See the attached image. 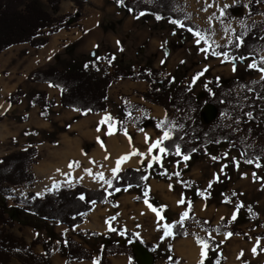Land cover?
<instances>
[{"label": "rangeland", "instance_id": "rangeland-1", "mask_svg": "<svg viewBox=\"0 0 264 264\" xmlns=\"http://www.w3.org/2000/svg\"><path fill=\"white\" fill-rule=\"evenodd\" d=\"M41 1L46 9L51 10L47 0ZM144 1L153 2V0ZM253 1L257 2L260 9L257 14H250L247 10V6ZM235 3L238 5H234ZM175 10L183 16L182 21L193 22L204 31L198 34L184 26L182 21L161 20L149 13L144 14L142 19L146 22L150 20L148 23L149 34H156L160 31L161 39L166 41L161 45L160 51L163 57L162 64L158 69L163 70L162 76H171L172 88L182 82L190 83L192 93L198 98L206 97L207 94L214 96L218 86L229 85L222 94L221 102L224 109L221 113L218 109L215 119H218L224 127L234 131L238 136L237 139L234 142L213 145L206 154L187 156L189 157L187 160L184 159L186 156L180 153H167L160 147V144L166 139L165 134L167 133V137H169L172 130L177 127L176 112L168 119L167 123H163L164 113L157 114L160 108V111L164 109L161 105L148 101L149 104L146 107H141L145 103H142L143 98L137 93L140 92L142 86L139 89L133 88L130 83L132 78L124 81L116 80L108 89V110L103 113L98 123H93L90 126L97 134L83 137L82 156L70 158L67 169L64 171L57 168L39 172L37 165L49 159L55 162L58 158L57 152L64 148V133L79 134L71 131L69 126L78 122V119L91 116L92 113L80 112V116L60 122L57 120L65 112H69L67 108L52 111L49 101L41 102L39 106L42 111L48 112V117H50L48 121H52L50 122L52 127L48 130L33 131L27 138L28 141H39L40 148H43L42 154L38 155L40 160L32 166V172H35L38 178L32 189L38 196H43L47 191L62 186L73 187L81 184L80 182L91 186L90 188H105L119 171L115 173L113 167L105 163L103 154L102 156L98 155L99 157L95 155L94 158H91V154L101 144L107 143L112 134H116L128 139V150L119 149L118 155L116 157L114 155V158L120 159L123 156L130 161L134 156L145 157L139 166L130 165L125 169L129 167L137 169L161 167L165 170L160 178L149 176L146 183L148 188H152V182L156 178L159 179L158 182L165 181L170 185V190L161 188L155 189V192L152 193L161 203H166L165 205L168 207L167 203H169L172 206V210L169 208V217L186 223L189 219L188 214L187 217L182 218L183 214L192 210L196 200L200 199L196 197L197 194L203 190L206 196L201 197L202 199L209 198L211 202L224 203L234 212L236 211L237 215L238 205L257 210L259 216L255 219L247 220L244 216L239 219L236 215L235 220L233 218L228 220L231 225L239 226L247 235L264 231V131H256L257 126L263 123L264 105L256 107L250 98L252 93H259L264 89V84L261 82L264 78V71H262L264 69V41L254 48L256 55L244 59H235L228 54L222 55L217 52L219 47L230 46L236 40L241 42L242 37L255 27H261L264 31V0H175ZM77 17L79 20V16ZM75 22L74 19L71 24ZM141 22L144 23L142 20ZM142 49L146 51L143 43L142 45L141 43L136 44V50L139 52L136 57L131 56L125 59L123 55V58L120 57L112 63L117 62L115 65L119 66L120 61L126 66L133 65V67L140 68L143 61ZM166 50L169 52L168 55ZM97 59H103L101 60L103 63L100 65V73H102L108 66L109 56L106 55L104 58L98 56ZM147 63L152 64V59H149ZM145 66L152 67L149 64H145ZM210 103L212 102H208L206 106ZM205 110L207 111V107ZM205 110L202 116L204 121H206ZM244 113L248 121H243L240 117ZM9 117L12 118V116ZM13 118L17 119L16 116ZM140 125H142L141 128ZM118 126H124L123 132H118ZM157 141L159 144L153 148L152 145ZM240 147L257 149L260 159L247 162ZM150 148L151 151H149ZM99 174H103V179ZM127 190L136 191L138 194L142 192L139 187H130L124 191ZM8 195V205L15 207L13 199L10 194ZM17 199H22V197L17 195ZM181 200L184 202L179 203ZM16 207L18 208V206ZM244 215H246L245 211ZM17 217L19 220L15 221V226L9 229L23 237L28 244L35 236L38 235L44 240L50 231L52 232L55 264H58L57 258L64 253L60 246L69 238L91 249L96 258L100 257L103 243L106 240L119 242L121 239L125 240V234H117L119 232L117 229L111 235L107 234L110 236L107 239L86 234L79 236L78 233L59 222L43 221L33 215H26L23 211L19 212ZM202 220L207 223L211 222V219L196 217L192 221L193 224L191 223L193 228H189L187 235L201 234L200 231L204 229ZM243 236L242 234L230 235L218 247L217 251L224 257L223 264H246V261L264 264V243L259 245L253 254L240 256L239 253H236L237 249L245 247L243 244L251 243ZM33 251L39 255L44 252V249L41 244H38L33 248ZM170 253L173 254L171 246L164 249L159 247L155 253L157 256L154 254L156 264H169ZM213 254L215 253H210V257L198 264H215L212 259ZM167 258H169L168 262H166ZM51 260L54 264L53 256ZM178 262L182 264L180 260ZM9 264H21V262L13 256Z\"/></svg>", "mask_w": 264, "mask_h": 264}, {"label": "trees", "instance_id": "trees-1", "mask_svg": "<svg viewBox=\"0 0 264 264\" xmlns=\"http://www.w3.org/2000/svg\"><path fill=\"white\" fill-rule=\"evenodd\" d=\"M51 10L44 7L41 0H0V53L9 46L28 42L36 47H42L47 43L46 34L56 32L62 27L69 28L78 21L75 14L61 15L60 4L62 0H47ZM79 4L80 0H73ZM117 5L128 9L135 15L149 13L154 17L165 20L172 19L182 21L183 16L175 10V0H153L148 3L144 0H113ZM234 5H238L235 3ZM248 13L257 14L260 12L257 2L253 1L247 6ZM76 22L69 23L71 18ZM183 25L192 31L201 34L203 29L190 21H182ZM264 41V31L261 27H255L242 37V41H234L230 46L219 47V54H228L235 59H244L254 53L261 42ZM264 65V64H263ZM90 67L73 70L60 69L57 66L38 70L34 73L32 79L42 82H50L56 87L62 89L61 103L64 107L78 109L84 112L98 113L105 111L108 107V89L112 83L120 77H128L136 80H145L149 84V89L142 92L141 95L147 101L161 105L165 109L162 119L167 123L168 119L176 112L178 119L177 127L172 130L169 137L164 139L160 147L167 153H180L184 156L204 155L213 145H221L227 142H234L237 135L234 131L221 125L218 119L210 123H204L201 117V111L208 102L214 103L219 112L224 109L221 102L222 94L228 89L229 85H220L217 87L214 96L207 94L206 97L198 98L191 91L190 83H179L171 87V76H162L163 70L142 66L138 69H124L116 67L111 74L107 69L104 73L98 75L99 65L96 62H90ZM264 67V66H263ZM264 84V78L261 80ZM24 95L23 90L18 89L9 98L10 105L19 102L20 97ZM247 95V94H246ZM46 98L44 92L39 93L32 104H38ZM251 100L256 107L264 104V89L259 93H252ZM55 101L49 102L52 106ZM8 114H0L2 121ZM42 116L48 117L46 110L42 111ZM243 121H248L244 114L240 116ZM22 118H26L23 116ZM262 124L257 126L256 131H264V118ZM142 125H140V128ZM124 126H118V132H123ZM244 159L249 162L260 159L257 149L240 147ZM38 149L33 144L20 152L11 153L0 157V264H9L13 256L21 264H52L51 257L54 252V240L52 232L42 240L40 236H35L30 244L23 237L16 235L9 228L15 226L18 221L19 212H25L26 215H33L40 220L48 222H59L72 229L81 224L85 216L92 211L96 203L111 202L115 203V195L130 187H139L140 192L136 200L148 199L154 203L160 212L168 217L169 207L149 191L147 178L149 176L160 178L165 170L161 167L156 169L129 167L119 171L111 181L108 189L90 188L82 184L74 187H60L47 192L40 197L34 191L29 192V198L17 199L15 207L8 205V194L13 186L33 187L35 175L32 172V166L38 162ZM206 196L203 190L197 194V198ZM18 206V208L16 207ZM238 218L243 216L249 219H255L259 216L257 210L252 207L243 208L238 205ZM20 209V210H19ZM22 210V211H21ZM244 211L246 215H244ZM186 223L175 221L173 223V232L177 236H185L192 227L191 223L196 218L194 212L190 210ZM244 218V219H245ZM204 229L208 231L217 230L218 232L230 231L233 234H243L246 239L250 236L237 225H230L229 220L222 218L217 226L202 220ZM27 224V223H26ZM118 231L123 228L118 227ZM81 235V232H78ZM86 235L94 237L110 236L100 235L95 231H87ZM253 236L264 237V231L255 232ZM125 244L119 241H108L103 243V248L99 257V264H109V256L119 253H129L133 257V264H138L132 249V244L141 241L133 232L126 231ZM209 252L215 253L212 259L215 264H223L224 257L217 251L221 241L209 239ZM41 244L44 252L37 255L33 248ZM149 250L154 252L151 243H144ZM62 252L67 256V264H74L77 260H93L94 254L91 249L83 244L69 238L60 246ZM178 257L171 256L170 264H180ZM156 264V262H155ZM246 264H255L247 261Z\"/></svg>", "mask_w": 264, "mask_h": 264}, {"label": "crops", "instance_id": "crops-1", "mask_svg": "<svg viewBox=\"0 0 264 264\" xmlns=\"http://www.w3.org/2000/svg\"><path fill=\"white\" fill-rule=\"evenodd\" d=\"M80 1L79 4L73 0L61 1L59 14H75L79 16V20L75 25L69 28L62 27L54 33L46 34L44 37H47V43L42 47H36L25 42L11 45L0 53V114L5 112L8 114L0 121V157L19 152L27 148L30 144L37 147L38 155L42 154L43 148H40L39 144L41 143H39V141L27 140L31 132L48 130L52 127V123H50L52 121H48L50 117L46 119V117L42 116V110L39 106L41 102L34 105L32 104V100L39 93L44 92L46 94V98L43 101H55V104L50 107V110L56 111L60 108H67L69 111L65 112L63 116L61 115V118L57 121L66 122V120L69 121L76 116H80V112H84L62 105L61 88L54 86L50 82L32 80V76L36 71L54 66L65 70L80 68L92 70L90 62H96L99 65L97 74L101 75L104 73V71L100 73V65L103 63L101 60L103 59L100 60L97 58L98 56L104 58L106 55L109 56V63L107 62L108 66L106 69L111 74L116 67L124 69L139 68L133 67V65H129L131 67L126 66L122 62L120 63V61L118 63L120 64L119 66L115 65L117 62L112 63L116 59H120L123 55L125 59L131 56L136 57L138 55L137 53H139L137 52L138 50H136V44L139 43H141V45L143 43L146 47V51L142 49L143 52L141 57L143 61L141 66L149 64L152 68H160L163 57L160 51L161 45L166 41L161 39L160 31L156 34H149L148 30L150 29L148 28V23L150 20L146 22L142 19L143 15L147 13L135 15L130 10L117 5L113 0ZM141 20L144 21V23H142ZM167 50L166 54L168 55L169 52ZM149 59H152V64L147 63ZM125 79L131 78L120 77L118 80L124 81ZM131 80L132 82L130 83L133 88L139 89L142 86V88H140L141 93L149 89L147 81ZM18 89L23 90L24 95L20 97L19 102L10 105L9 98ZM140 92L136 93L143 98ZM144 100L143 98L142 103H145V105H141L142 108L149 104L148 101L146 103V100ZM107 110L108 109L98 113H92L91 116L81 120L78 119V122L69 126L71 131L79 134L71 135L68 132L64 133V148L57 152L58 158L60 157L59 161H62V165L59 166L58 170H66L70 158L82 156L81 148L83 137H90L97 134L90 126H92L93 123H98V120L100 121L103 113ZM160 110L157 111V114L165 113V109H162V111ZM9 116H12V118ZM15 116L17 119L13 118ZM23 116H26V118H21ZM113 142L122 145L120 148L121 150L122 148L124 151L128 150V139L112 134L107 141L108 144L104 143L97 147L91 154V158H94L95 155L98 156L103 154L105 163H108L113 169H117V164L115 165V163L118 162V160H129L127 158L122 160L123 156L118 160L114 158L113 154L115 153L110 149L111 144H114ZM58 158L55 162L58 161ZM131 160H133V164L131 165H136L134 167H137L145 160V157L134 156ZM43 163L44 162L37 165V170L39 172L47 171V169L43 167ZM123 169L120 168V170ZM120 170L117 169L115 173ZM33 173L35 175V180H38L35 172ZM158 180L159 179L154 178L152 188L149 187L151 193L155 192V189L161 188L170 190L171 187L168 183L165 181L158 182ZM111 181L105 189L111 185ZM80 183L87 187H91L82 182ZM137 195L138 192L127 190L117 193L114 196L115 203H96L92 211L85 216L83 222L72 228V230L76 233L81 232V235L86 234L87 231H95L100 235H111L112 232H114L112 229L116 231L118 227H121L123 231H117V234H125L126 231L133 232L142 242L151 243L153 245L154 254L159 247L164 249L171 246L173 255L177 256L179 258L178 261L180 260L182 264H198L200 261L210 257L208 249L210 244L208 241L209 239L219 240L223 243V241L228 238L229 233L232 235H240L233 234L230 231L218 232L217 230L208 231L202 229V231H200L201 234H198L199 236L193 234L177 236L173 232V223L180 220L164 216L158 207L148 199L136 200ZM210 200L209 198L202 199L201 197L196 200L191 208L195 217L211 219L210 223L215 226L218 225L222 218L232 219L233 216L236 218L237 212H234L232 208H229L224 203L218 204ZM167 204L172 210V206L169 203ZM149 205H151V207H149ZM153 208L157 209L159 216L157 212L152 210ZM160 216H162L163 219H160ZM165 226H170V228ZM165 232H170V235H165ZM78 235L80 236L79 233ZM249 236V239H246L245 236L243 237L246 240H250L251 243L247 245L243 244L245 246L244 248L236 250V253H239L240 256L255 253L258 246L264 243L263 237L253 236V233H250ZM126 241V238L125 240H120L123 244H125ZM253 249H255V251H253ZM54 255L55 251L52 255L53 263L55 264ZM171 256L172 254L170 253V257ZM57 259L58 264H67L66 254L62 253ZM168 260L169 258H167L166 262H168ZM74 264H99V258H96L94 255L93 260H77L74 261ZM110 264H133V257L129 253H116L110 256Z\"/></svg>", "mask_w": 264, "mask_h": 264}, {"label": "water", "instance_id": "water-1", "mask_svg": "<svg viewBox=\"0 0 264 264\" xmlns=\"http://www.w3.org/2000/svg\"><path fill=\"white\" fill-rule=\"evenodd\" d=\"M206 105L207 104H205L204 107L202 108L201 117L203 116V111L207 107V111L205 110L206 111V115H205L206 121H204L203 118H202V121L204 123H210L215 119L218 113V108L213 103H210L208 106ZM132 249L137 259L138 264H154L155 263L154 253L151 250H149V248L142 241L133 243Z\"/></svg>", "mask_w": 264, "mask_h": 264}, {"label": "bare ground", "instance_id": "bare-ground-1", "mask_svg": "<svg viewBox=\"0 0 264 264\" xmlns=\"http://www.w3.org/2000/svg\"><path fill=\"white\" fill-rule=\"evenodd\" d=\"M86 123V122H85ZM112 140V139H111ZM115 141V140H114ZM111 142V141H110ZM116 142H118V141H116ZM121 142V141H120ZM114 143V142H113ZM108 144V143H107ZM106 145V144H105ZM104 146V145H103ZM121 146L122 145H120L119 143H114V144H111V147H110V149H112L113 150V152L115 153V154H113V155H115V157H116V155H118V153H119V149L121 148ZM104 148V147H103ZM121 150V149H120ZM104 152V151H103ZM106 153H107V150H106ZM105 154V153H104ZM110 154V153H109ZM102 156V155H101ZM119 156H121V155H119ZM105 157V156H104ZM122 157V156H121ZM109 158H111V157H109ZM108 159V158H107ZM112 159V158H111ZM128 159V158H127ZM118 160V159H117ZM107 161V160H106ZM109 162V161H108ZM114 162V161H113ZM116 162V161H115ZM118 162H120L119 163V170H120V168H125L126 166H128V165H131V164H133V160H130V161H119L118 160ZM118 162H116L115 163V165L118 163ZM139 162V161H138ZM62 161H57V162H53L52 160H47V161H45L44 163H43V167L45 168V169H47V171L48 170H51V169H57V168H59V166H61L62 164ZM111 165V164H110ZM115 168V167H114Z\"/></svg>", "mask_w": 264, "mask_h": 264}, {"label": "built area", "instance_id": "built-area-1", "mask_svg": "<svg viewBox=\"0 0 264 264\" xmlns=\"http://www.w3.org/2000/svg\"><path fill=\"white\" fill-rule=\"evenodd\" d=\"M31 191L30 188L25 187L24 185L22 186H13L11 187L9 193H10V197L13 199L14 204H16V200H17V195L21 196L22 198L24 197V199L29 198V192Z\"/></svg>", "mask_w": 264, "mask_h": 264}, {"label": "snow or ice", "instance_id": "snow-or-ice-1", "mask_svg": "<svg viewBox=\"0 0 264 264\" xmlns=\"http://www.w3.org/2000/svg\"><path fill=\"white\" fill-rule=\"evenodd\" d=\"M221 11H223V10H221ZM252 66H255V65H252ZM262 71H264V69H262ZM165 138H167V133L165 134ZM159 144V141H157L156 143H154L153 145H152V147L153 148H155V147H157V145ZM149 151H151V148L149 149ZM133 154H135V153H133ZM127 157H123L122 158V160L123 159H126ZM189 157H184V159L185 160H187ZM250 162V161H249ZM119 163L120 162H118L117 163V169L119 168ZM70 167H71V165H70ZM117 169H114L113 171L115 172ZM88 171H90V170H88ZM100 175V178L101 179H103V174H99ZM110 183V182H109ZM184 201L183 200H181L179 203H183ZM146 203H147V201H146ZM149 207H151V205H149ZM154 212H157V215L159 216V212L157 211V209H155V208H153L152 209ZM184 217H187V212H185L184 214H183V217L182 218H184ZM114 219V218H113ZM160 219H163V217L162 216H160ZM233 219H235V216H233ZM165 227H169L170 228V226H165ZM113 231H115V229H112ZM165 235H170V232H165ZM229 236L230 235H232L231 233H229L228 234ZM253 251H255V249H253Z\"/></svg>", "mask_w": 264, "mask_h": 264}]
</instances>
